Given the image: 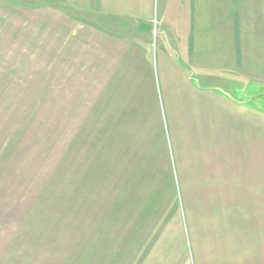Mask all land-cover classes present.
Segmentation results:
<instances>
[{
  "label": "rangeland",
  "instance_id": "rangeland-1",
  "mask_svg": "<svg viewBox=\"0 0 264 264\" xmlns=\"http://www.w3.org/2000/svg\"><path fill=\"white\" fill-rule=\"evenodd\" d=\"M0 264H264V0H0Z\"/></svg>",
  "mask_w": 264,
  "mask_h": 264
},
{
  "label": "bare ground",
  "instance_id": "bare-ground-1",
  "mask_svg": "<svg viewBox=\"0 0 264 264\" xmlns=\"http://www.w3.org/2000/svg\"><path fill=\"white\" fill-rule=\"evenodd\" d=\"M202 35V34H201ZM183 36V35H182ZM202 39V38H201ZM200 41V40H199ZM222 53V52H221ZM212 60V59H211Z\"/></svg>",
  "mask_w": 264,
  "mask_h": 264
}]
</instances>
